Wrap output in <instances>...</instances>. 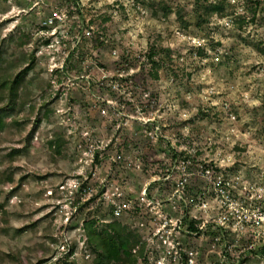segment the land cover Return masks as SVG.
Instances as JSON below:
<instances>
[{"label":"rangeland","instance_id":"374dc122","mask_svg":"<svg viewBox=\"0 0 264 264\" xmlns=\"http://www.w3.org/2000/svg\"><path fill=\"white\" fill-rule=\"evenodd\" d=\"M0 110V264H264V0H0Z\"/></svg>","mask_w":264,"mask_h":264},{"label":"trees","instance_id":"16d2710c","mask_svg":"<svg viewBox=\"0 0 264 264\" xmlns=\"http://www.w3.org/2000/svg\"><path fill=\"white\" fill-rule=\"evenodd\" d=\"M157 49L152 47L149 51L148 58L151 65L154 68H158L159 65L155 60L157 56ZM31 65V64H30ZM30 67V66H29ZM25 70V73L29 70ZM158 77V72L155 73ZM21 74L17 76L13 81L5 82L2 86L7 91L8 104L12 105L18 99V85ZM1 88V89H2ZM2 111V110H0ZM3 124L0 122V127ZM57 152H61L60 142H56ZM196 221H191L189 224V230L191 234H199L200 230L196 226ZM85 232L87 236V242L92 251L96 254V264H137L140 259V254H135V248L139 245V240L134 236L133 232L129 231L119 221H113L106 228L99 229L97 227V221L92 220L86 222ZM259 255L264 256V247L257 252Z\"/></svg>","mask_w":264,"mask_h":264},{"label":"built area","instance_id":"2783aa9c","mask_svg":"<svg viewBox=\"0 0 264 264\" xmlns=\"http://www.w3.org/2000/svg\"><path fill=\"white\" fill-rule=\"evenodd\" d=\"M87 35L90 36L91 33L88 32ZM248 219L250 220L253 226H256V227L262 226L264 225V211H261V210L253 211L248 216Z\"/></svg>","mask_w":264,"mask_h":264}]
</instances>
